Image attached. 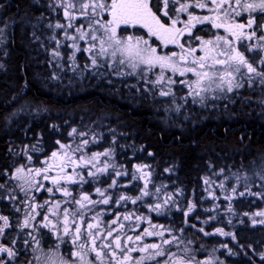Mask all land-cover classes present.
<instances>
[{
  "label": "trees",
  "instance_id": "obj_1",
  "mask_svg": "<svg viewBox=\"0 0 264 264\" xmlns=\"http://www.w3.org/2000/svg\"><path fill=\"white\" fill-rule=\"evenodd\" d=\"M38 2L0 0V28L5 31L0 39V182L5 189L9 188L8 175L16 165L11 149L17 147L20 151L29 149L27 160L31 156L29 162L37 164L53 152H67L66 158L73 155L77 159L74 145L76 141L86 139L88 144L85 146L90 145L97 150L95 153L112 148L110 163L117 166H111L103 175H88V168L79 165L75 170L83 176V180L80 176H73L75 183L64 179L63 186L71 191V196L62 194L48 199L47 192L40 194L37 202L43 207H39L36 225L41 242L51 248L59 244L64 251L74 246L71 239L63 243L54 240L50 227L41 225L46 223L43 220L45 215L51 218L46 212L47 205L57 201L64 204V209H69L71 220L72 212L79 209V205L66 201H71L73 197L78 199L80 194H84L92 201L110 197L108 204L85 202L87 207L79 209L85 213L84 221H81L85 240L86 224L91 223L97 212L102 213L105 220L119 218L125 226L124 232L130 236L141 234L146 224L137 225L133 219L125 220L124 217L146 216L147 213L151 224L156 223L164 230L171 228V234L178 235L183 241L193 242L194 251L200 247L215 249L219 263L264 264V259H261L264 255V223L255 225L250 220L254 212L264 211V179L261 178L264 176V113H245L241 105L231 107L236 113L230 112L229 118L224 115L216 121H203L192 127L189 122L181 121V125L173 121L177 118L160 119L158 115L161 114L156 113L151 95L153 93L149 91L156 88L144 75L119 76L116 70L105 66H98L99 74H92L96 70H91L87 60L80 58L81 71L77 72L78 75H72L67 69L66 78L64 73L55 78L49 55L55 41L50 40L48 35L55 32L58 36L60 30L47 29L46 33L42 21H38V25L34 21L36 27L33 29L28 25L41 11L37 8ZM62 49L63 52L70 49L67 42ZM215 106L213 110L222 109L219 104ZM20 108L16 116L15 112ZM177 116H184L187 120L191 118V114L185 116L183 112ZM175 124L182 127L174 128ZM73 129L76 131L72 134ZM94 131L95 140H90V133ZM78 133L85 135L78 136ZM34 144L37 150L30 151ZM60 144L70 147L64 150ZM92 149L88 154L93 153ZM18 158L25 161L23 156ZM67 161L64 164H68ZM135 164L148 165L146 172L151 175L140 179L135 172L128 174ZM70 166L68 164L65 175L73 174L74 166ZM117 169L127 174L116 175ZM55 170L54 167L50 169L51 172ZM134 175L137 179H133ZM240 175L251 181L248 194L256 192L257 198L239 195L242 192ZM204 177L212 179V197L203 185ZM113 178L116 184L110 186ZM237 178L238 184L233 185ZM146 180L149 195L142 196L133 204L131 199L145 190ZM222 181L225 182L223 187L219 185ZM234 186H237L238 195L228 198V189ZM97 188L105 193L104 197L99 195ZM157 188L169 194L171 206L160 204ZM5 193L4 190V196L0 195V214L11 212L16 228V207ZM121 195L131 199L120 200ZM157 203L161 208L153 210ZM192 205L195 207L188 212ZM20 208L22 210L23 205ZM240 217L242 221H239ZM257 218L264 221V215ZM77 219L79 215L75 216V222ZM69 227L74 229L70 224ZM12 228L13 225L11 231ZM218 228L227 235L218 233ZM16 233L12 231L10 238L3 240V245L19 252L16 260L23 264L26 238ZM154 239L147 237L140 242L146 244ZM161 258L162 261L167 256Z\"/></svg>",
  "mask_w": 264,
  "mask_h": 264
},
{
  "label": "snow or ice",
  "instance_id": "obj_2",
  "mask_svg": "<svg viewBox=\"0 0 264 264\" xmlns=\"http://www.w3.org/2000/svg\"><path fill=\"white\" fill-rule=\"evenodd\" d=\"M234 2L235 7H233V0H211V4L214 5V7H209L208 3L201 2V0H196L194 5L187 2H181V0H172L173 5H178V7L173 8V12L187 13L188 19L187 21H183L180 19L179 15L173 18V16L169 13V0H162L164 9L163 17H167V20H163L162 17L157 14L160 11V6L155 4L153 0H58L56 6L63 10V15L68 20V24L63 25L57 22L55 24V28H75L76 35L69 34L67 31L64 33L67 39L73 41L70 45V47L75 50L72 54L73 59L75 58V52L81 51L79 45L75 42L77 39L85 42L98 41V52H96L97 45L95 43H89V47L84 49V51L89 53L95 52V55L91 56L93 65L97 64V56H107L109 55V50L111 49L110 55L114 62H118L119 64L127 63V65L132 69H136L140 65H145L149 70L159 66L161 73L156 83L162 82L165 69L170 70L173 74L178 73L182 77L191 73L196 77V79L194 81L184 80L182 83H185L188 86L189 95L192 96L194 103L197 102V97H199L200 102H202L205 99L202 93L215 90L224 91L225 89L227 92L231 93L234 89L242 88L245 80L251 83L253 76L259 77L260 83L264 84V56L259 58L258 64L261 67L258 68L254 66V63H256L255 58H253L250 62V59L245 55V52L251 51L264 52V0H250V2L249 0H234ZM190 7L201 9L207 8L209 12H213L215 15L196 16L193 13L188 12ZM154 8L156 9L155 11ZM244 12L248 13L246 22L237 21L235 17L241 16ZM255 13H259L260 15L257 16ZM105 14L110 16L111 19H106ZM78 17L87 20V31L84 30L85 25L82 24L80 26H75L72 23V21ZM258 19L260 20L259 24L257 23ZM168 21H171V23L169 24ZM205 22H210L215 28H223L228 35H217L215 43L211 40L202 41V47L200 50L204 52V55L199 57L192 56L190 63L188 62L186 55H181L179 61L173 59V57L177 55L176 53H172L171 56L157 55L156 49L148 45V41L143 40L142 38H136V40L133 41L131 36L127 37V39H122L117 33V29L121 25L132 27L139 25L140 27L146 28L150 35L156 36L165 43H177L185 32L191 35V30L196 26V24ZM178 23L183 24V27L177 28L176 25ZM49 27H52V25H49ZM258 32L261 33L259 36H257ZM229 37H231V39H229ZM195 38L199 39V37ZM53 39H55V37H53ZM253 40H255L256 43H243L244 41L251 42ZM57 45L59 46V41H57ZM178 46L182 50L184 49L183 44H178ZM194 51L195 49H188L187 53L188 55H191ZM118 54L120 59L116 61L115 58ZM53 55L60 56V53L54 51ZM175 82L176 81L171 78L168 80L169 84ZM170 93L171 89L167 92L161 91L160 95L165 96ZM212 98L215 99V97ZM72 131L75 133L76 130L73 129ZM81 135L85 134L81 133ZM57 143H59V141H57ZM83 144L87 145L88 141H83ZM69 147L70 145L60 144L61 149ZM32 150L36 151L37 149L33 146ZM76 151H82V149L78 146ZM62 155L67 156V152ZM101 155L110 156L111 150L103 153H93L91 158L88 160H85L83 155L80 156L78 160H72L69 157L68 164L79 166V164L85 163L91 164L95 167L94 161H97ZM52 157L58 158V153L53 152ZM28 159L30 161L31 156H29ZM68 164L62 163L60 165V170L64 171ZM108 167L109 165L105 163L104 167L99 168L98 171L105 172ZM113 167L115 166L113 165ZM147 167L149 166H136V171L141 173V176L139 177L140 179L151 175L150 172L143 171ZM49 171L50 168L48 167L35 169V175L42 176L44 180L51 179L52 184L57 186L60 184L61 179H66L75 183L76 181L73 180V176H80L81 180H83V176L76 172L75 167L73 168L72 175L49 177ZM166 171H170V169H166ZM15 173V176L10 178L20 181L18 186L25 192V195H27V189L32 188L34 185L37 186V190L43 187V185L39 184V182L33 177V169L31 168H29L27 173H25L23 167H18L16 168ZM120 174L121 173L119 172L116 173V175ZM124 174L126 175L127 173ZM88 175H95V173L89 171ZM261 178L264 179V176ZM133 179H137V177L134 175ZM205 183L207 184L209 181L206 179ZM115 184L116 181L113 180L112 185L110 186H114ZM25 186H27V188ZM3 187L4 185L0 184V188ZM147 187L148 181L146 180L144 185L145 190L141 192L140 196H137L135 199H131L130 197L121 195L119 199H131V202L135 204L142 196L149 195V192L146 190ZM221 187H223V185H221ZM45 190L49 193L53 192V188H47ZM55 190L61 192L66 197L72 195L68 188L56 187ZM96 191L100 196H105V193L99 188H97ZM156 191L159 192V189L157 188ZM232 191L235 192L236 189L233 188ZM240 195L242 196L244 193L241 192ZM12 199H15V197ZM109 201L110 197H105L101 201H92L88 195H81L79 199L73 197L71 201H66V203H75L76 205H79V209H84L87 207V204H108ZM85 202H87V204ZM165 203H167V201H165ZM40 207L43 206L41 205ZM60 207V202L57 201L53 209L50 210L51 214L56 215ZM194 207V205L189 207L188 212H191ZM160 208L161 205L157 203L153 210H158ZM35 209L36 206L32 205L31 211L26 212L23 222L19 225L21 230L31 226L30 221L35 219L32 215V213L35 212ZM79 209L72 212L71 220L69 209H64L62 223L64 235H68L70 232L73 233L71 236V243L77 247V251L73 252L72 255L78 257L81 264H95L94 261L85 259L87 253L84 250L87 249V244L89 242L92 245L89 250L95 253V257L99 260V264H105V257L110 258V264H130V262H133V257L130 253L134 251H139L145 254L139 259H135L134 264H145L147 261H155V264H200V262L195 261L194 256L188 257L187 259L173 260V257L176 254L171 253L170 249L165 248L164 246L175 243L177 248H179L181 241L178 237L171 235L170 230H166L169 231L170 239L164 238L163 231H145V235H155L161 237V243L144 244L138 248H125L121 242V237L115 236L110 242H102L99 245L98 250L96 237L103 235V233L99 230L98 224L87 223V240H85V236L82 233V225L76 224L75 222L76 215H79L82 222L84 221L85 213ZM228 210L231 211V207H229ZM16 211H20V209L17 208ZM36 215H39V213H36ZM185 215H187V213H185ZM257 215H264V213H258ZM93 219H95V217H93ZM124 219L128 220L130 217L125 216ZM137 219H140V217H137ZM43 220L46 221V223H43L41 226L48 228L51 224L49 216L45 215ZM0 221H3V226H0V235H3L5 229L10 227L9 218L7 216L0 215ZM70 223L75 225L74 229L69 227ZM112 223L116 224L117 221L113 220ZM261 223H264V221H261ZM120 227L122 228L124 226L121 224ZM153 227L155 228L156 226L153 225ZM52 228L59 231L57 225L55 224H52ZM93 229H96V231H93ZM200 231H203V229H200ZM216 231L221 235H227V233H224L223 229L218 228ZM28 235H31V233H28ZM205 235H209V233H205ZM107 236H112L111 228L107 229ZM33 239L35 240V237H33ZM57 239L62 243L64 242L63 237L61 236H57ZM127 239L132 240V237H128ZM136 240H141V237L137 236ZM37 243L39 242L37 241ZM113 245H115V247H113ZM56 247L59 248V244H57ZM104 249H109V251L105 252ZM187 251L188 249L185 248V252ZM0 253H6L9 258H14L17 255L12 248L5 247L2 244H0ZM164 256H167L168 259L164 261L156 260V257ZM261 259H264V255L261 256ZM0 264H3V262H0ZM46 264H68V262L63 259L57 261L53 257H48L46 259ZM204 264H209V262L205 261Z\"/></svg>",
  "mask_w": 264,
  "mask_h": 264
},
{
  "label": "rangeland",
  "instance_id": "obj_3",
  "mask_svg": "<svg viewBox=\"0 0 264 264\" xmlns=\"http://www.w3.org/2000/svg\"><path fill=\"white\" fill-rule=\"evenodd\" d=\"M38 9L41 8V11L38 13L37 18H33V22L28 25H30V27L35 28L36 25H38V21H42V25L44 26V29L47 32V29H52L53 31H59L60 33L58 34V36H56L54 33L52 32L48 35V38L50 40H54L55 42L53 43V46L51 47V49L49 50V55L51 57V63H52V73H54V77H61V75H63L64 73V78H66V76L68 75V73H66V70L69 69L70 72H72L71 74L73 75H78L79 71H81V65H79L78 60H80V58H82L83 60H87L88 65L90 66L91 70H96L94 71L92 74L98 73L100 70L98 66H105L109 69L113 68L114 70L117 71V74L119 76H123V75H128V76H136V75H144L146 79H148V81L152 82L153 85L155 86L156 89H154V91H152L151 89L149 90L150 92H152V98L154 100V103L156 105V113L157 114H161L158 115L160 117L161 120L164 119H174L177 118L173 121H176V123H179L182 125V122H189V124L192 127H196L197 125H199V122H203V121H216L220 118H222L224 115L227 116V118L230 117V111L231 112H235L231 109V107L235 108L237 106L240 107L241 105H243L242 108H244L245 113L250 112L253 113L254 111H256V113L262 114L264 113V84L261 83V87L259 88H255L256 86H253L252 88L248 86V88L244 87V88H239V89H234L233 92L229 93L226 91V89L224 91H219V90H215V91H210L207 93H202V95L205 97V99L200 102V98L197 97L196 101L197 102H193V98L192 96L189 95V88L185 83H182V81L184 80H188V81H194L196 79L195 76H193L191 73L186 74L185 76H180L178 73L173 74L170 70L165 69L164 71V76H163V80L161 83H156L158 77L160 76L161 73V69L159 68V66L153 68V69H148L145 65H140L139 67H137L136 69H132L130 68L127 63L125 64H119L118 62H114L113 58L110 55L111 49L109 50V55L104 56V57H100L97 56V64L93 65L92 64V60H91V56L95 55L94 53H89L87 51H84V49H87L89 47V43H95L97 45L96 48V52H98L99 50V43L98 41L96 42H85L83 40H79L77 39L75 42L79 45L81 51L79 52H75V58H72V54L74 53V49L70 47V45L73 43V41L67 39L64 35L65 31H67L69 34L72 35H76L75 33V28H60L57 29L55 28V24L57 22L63 24V25H67L68 24V20L64 17L63 15V10L59 7L56 6L58 0H38ZM42 1V2H41ZM37 3V2H36ZM78 15V13H77ZM99 18V17H97ZM105 18L106 19H111L110 16H108L107 14H105ZM34 21L37 22V24L35 25ZM72 23L75 26H80V25H85L84 30L87 31V20L84 18H77L75 20L72 21ZM49 25H52V27H49ZM136 27V28H135ZM135 27H127L125 25H121L118 29H117V33L118 35L122 38V39H127V37L131 36L132 34H136V33H148L146 28L140 27L139 25L135 26ZM5 33L4 30H2V27L0 28V39H2L1 36H3V34ZM125 33H129V36H125ZM131 34V35H130ZM53 37H55V39H53ZM133 38V41L136 40V38L134 36H131ZM143 37V36H142ZM36 38L38 39V35H36ZM143 39H146L148 41V45H150L152 48L156 49L157 55H161V56H171L172 53H176L177 55L173 57L174 60L179 61V58L181 55H186L188 62H191L192 56H203L204 52L201 51V47H202V41H208L210 39L207 40H201L200 42L197 43H193L196 44L197 48H194L195 51L191 54L188 55L186 51V47L184 46V49L182 50L177 43H165L164 41H159L158 39H152V38H148V37H143ZM57 41H59V46L57 45ZM64 42H67V48H70L69 50L66 49L63 52V45ZM216 40H213V43H215ZM169 44V45H167ZM182 44V43H181ZM191 42H183V45H190ZM177 45V46H176ZM211 47V46H209ZM189 48V47H188ZM190 49V48H189ZM46 51V50H45ZM59 52L60 56H54L53 52ZM257 54L260 56H264V52H259L257 51ZM120 59L119 54L117 55V57L115 58L116 61H118ZM66 65H68L66 67ZM107 71V70H106ZM57 73V74H56ZM169 78L173 79L174 81H176L175 83L169 84L168 80ZM82 79V78H81ZM79 79V80H81ZM259 80V77H255L253 76L252 81ZM151 83V84H152ZM169 89H171V93L169 95H165L162 96L160 95L161 91H165L167 92ZM241 96V97H240ZM254 96V97H253ZM212 97H215V99H213ZM186 98V99H185ZM243 98V99H242ZM248 100H250L251 102H249ZM217 101V102H216ZM219 104V107L222 108L221 110H213L212 107H216L215 105ZM230 103V104H229ZM244 103V104H243ZM245 106V107H244ZM22 108V107H21ZM21 108L15 112V115L18 116L19 111H21ZM255 108V109H254ZM225 109V110H224ZM226 111V112H225ZM228 111V112H227ZM181 112H183V114L185 116L191 114V118L187 120V118H185L184 116H177V114H180ZM186 112V113H185ZM192 114H194V116H192ZM224 114V115H222ZM159 120V118H158ZM182 121V122H181ZM178 124L174 125V128H181L182 126ZM87 132V131H86ZM73 134V132H72ZM85 134V133H84ZM78 136H82L81 133L77 134ZM95 131L90 133V140H95ZM86 139H82L79 140L78 142L76 141V144L74 145V150L78 156V158L80 156H84L85 160H88L89 158H91V156L93 155V153H95V151L89 146H85L83 144V141H85ZM33 146L36 147V144L31 145L30 151H33ZM80 147L82 149V151H76L77 147ZM66 149V148H65ZM64 149V150H65ZM92 149V154H88L90 152V150ZM112 148L107 147L106 149H101L98 152L99 153H103L105 151H109ZM29 149L25 148L24 150L19 149V147H17L16 149H11V152L13 153L14 159H16V165L14 167V170L12 171L11 174H9V178L15 176V170L18 167H23L25 170V173H27L28 169L31 168L33 169V177L35 178L36 181L39 182V184L43 185V187L39 188V190H37V186L34 185L32 188L27 189V195H25V192L22 191L20 189V187L18 186L20 181H17L15 179H9L10 180V185L9 188L5 189L0 188V195L4 196V190L6 191L5 195L6 198L12 199L13 197H15V199L13 200V206H15L17 208L20 209V211H17L14 213V215H17L16 219V228L14 227L15 223H14V217L13 214L11 212H9L8 214H3V216H7L9 218V224L10 227L5 229L4 234L0 235V244L3 245L4 241H6L7 239L10 238L11 236V232L12 231H17L16 234H18L19 236H22L24 238H26V246L24 249V260L25 263L23 264H46V259L48 257H53L55 260L60 261L61 259H63L64 261H67L68 264H81L80 260L78 257L73 256L72 253L77 251V247L73 246L71 249H68V251H64V249H61V246L59 248H51L50 246H46L43 242H41V240L39 239L40 236L38 235V228L37 227V218L38 215H36V213H39V207H40V203H38V199L37 197L44 193L47 192V198L48 199H52V198H58L59 195H62L61 192L56 191V187H63L64 184V179H61L60 184L57 185H53L51 179L48 180H44L42 176H36L35 175V169H43V168H50L53 169V167L56 169L55 171L48 172L49 177H57V176H65V172L68 169V166L65 168L64 171L60 170V165L63 163H66L65 161H67L68 158H66L65 156H63V152H57L58 153V158H53L52 154L50 156H48L46 159L43 158L41 159L40 163L35 164L34 162H29L27 160V156H28V151ZM23 152V153H22ZM36 153V152H34ZM23 156L25 157V161L23 159H19L18 157ZM73 158V155H71V159L72 160H78ZM111 160V155L110 156H103L101 155L97 161H94L95 167H93L91 164H85V163H81L79 164L80 166H85L88 168L89 171L95 173V174H99V175H103L104 173H106L107 170H110L111 166L112 168H117V166L113 163H110ZM15 163V161H14ZM68 163V161H67ZM105 163H107L109 165V167L107 168V170L105 172H99L98 169L104 167ZM41 164V165H40ZM72 165V164H71ZM113 165L115 167H113ZM70 166V164H69ZM75 168L77 167V165H73ZM136 166L137 164H135L133 166V168H130V170L128 171L129 173L135 172L136 175L141 176L140 172L136 171ZM71 167V166H70ZM119 169V167H118ZM116 170V173L119 172L121 173V175H124V171H119ZM144 172H146V168L143 170ZM239 177V176H238ZM241 178V185H242V192H244V194H246V197L248 198V196H254V197H258V194L256 192L252 191V195L248 194L249 193V189H250V185H251V181L249 179H247L244 175H240ZM115 180V178H113ZM208 180L209 183H205V180ZM116 181V180H115ZM3 182V181H2ZM239 180L238 178L235 180V182H232L233 185L238 184ZM1 184V182H0ZM247 186H246V185ZM203 185L205 186V189L208 193V195L210 197L213 196V185H212V179L210 177H204L203 178ZM219 185H225V182L222 181L221 183H219ZM245 185V186H243ZM27 188V186H25ZM47 188H53V192L49 193L48 191H46L45 189ZM159 188V187H158ZM233 188H237V186H234ZM228 189V198H234L236 197L238 194L232 191V189ZM245 188V189H244ZM247 188V189H246ZM247 190V191H246ZM159 195L157 196L159 199V202L161 205L166 206L167 204H169L170 206L172 205L171 203V198L170 196H168L169 194L166 191H162V189H159ZM80 195H84V194H80ZM240 195V194H239ZM56 196V197H55ZM62 197V196H60ZM256 197V198H257ZM34 198V199H33ZM80 197H78L79 199ZM1 199V198H0ZM165 201H167V203H165ZM23 205V209L21 210V206ZM35 205L36 209L35 212L32 213V215L35 217L34 220L30 221V227L21 230V228L19 227V225L23 222L24 218H25V214L27 211H31V206ZM55 203L49 204L46 207V212L51 216V218L49 219L51 221V224L49 225L51 232H52V238H54V240L56 241H60L57 239V236H61L63 237V241H68L71 239V236L73 235L72 232H70L68 235H64L63 233V213L61 210H63V205L62 203H60V209L58 210V213L56 215L51 214L50 210L53 209ZM160 213H164V211H161ZM258 213H264V211L259 212L256 211L253 213V215L251 216V222L254 223L255 221V225L258 224H262L261 221H263L262 219L257 218V214ZM126 213H124L125 216ZM2 215V214H0ZM148 215L146 213V216H131L130 215V220H134V224H142L145 223L146 226H144L145 228L143 229V231L141 232V234L137 235L141 237V240L137 241L136 237L137 236H130L129 234L127 235L124 231H125V226L124 224L119 222V218H112L109 220H105L102 213H96L95 219H93V217L91 218V223L93 224H98L99 225V230L103 233V235L101 236H97L96 237V244L99 250V245L102 242H110L113 237L115 236H120L121 237V242L122 244L125 246V248H138L143 246L144 244H142L140 241H142L144 238H156L153 241L146 243V244H150V243H161V237L159 236H149V235H145V231L147 230L148 232H164V238L165 239H170L169 236V231L164 230L163 228H161L158 224L154 223V225L156 226L155 228L153 227V224H151L148 220ZM137 217H140V219H137ZM256 218V219H255ZM116 220L117 223L113 224L112 221ZM129 220V219H128ZM239 221H242L241 217L239 218ZM107 223V226H105V224ZM52 224L57 225V228L59 229V231H57L56 229L52 228ZM76 224H82L80 217L79 219H77ZM123 225L124 227H120V225ZM13 225V230L11 231V227ZM70 225L72 227H75L74 224ZM0 226H3V221H0ZM111 228L112 229V236H107V229ZM93 231H96V229H93ZM171 231V228H170ZM127 232V231H126ZM28 233H31V235H28ZM171 233H173L171 231ZM85 235V234H84ZM166 235V237H165ZM173 236H176L180 239V244H179V248H177L176 244L173 243L171 245H165V248L170 249L171 253H175L176 255L173 257V260H177V259H187L188 257H195V261L200 262V264H204L205 261H208L209 264H223V263H219L217 261V256H216V250L212 249V250H208L205 247H200L198 248V251H194L192 249L193 246V242H187V241H183L181 240V238L178 235H174L171 234ZM33 237H35V240L33 239ZM87 237V236H86ZM106 237V239H105ZM128 237H132V240H128ZM4 240V241H3ZM37 241L39 243H37ZM61 242V241H60ZM82 242V241H80ZM78 242V243H80ZM10 243V242H9ZM8 243V244H9ZM54 246H56L54 244ZM92 245L89 242L87 244V249H85L84 251L87 253L85 259L86 260H90V261H94L95 264H99V260L96 259L95 257V253L91 252L89 249H91ZM113 247H115V245H113ZM185 248L188 249L187 252H185ZM105 252H108L109 249H104ZM118 251V250H117ZM16 252V251H15ZM17 254L20 255L19 252H16ZM64 253L68 254V255H64ZM130 255L133 257V262H130V264H134V260L135 259H139L142 255H145L144 253H141L139 251H134L131 252ZM17 256V255H16ZM16 256L14 258H9L7 256L6 253H0V262H3V264H9L13 263V264H19L18 261L16 260ZM166 257V256H164ZM162 257V258H164ZM160 257H156V260H160ZM161 258V259H162ZM168 257L164 260H167ZM161 261V260H160ZM17 262V263H16ZM105 264H110V258L105 257ZM145 264H155V261H147L145 262ZM259 264V262H258Z\"/></svg>",
  "mask_w": 264,
  "mask_h": 264
},
{
  "label": "flooded vegetation",
  "instance_id": "obj_4",
  "mask_svg": "<svg viewBox=\"0 0 264 264\" xmlns=\"http://www.w3.org/2000/svg\"><path fill=\"white\" fill-rule=\"evenodd\" d=\"M153 2L155 4H158L160 6V11L157 13L158 15H160L162 17L163 20H167L168 18L167 17H163V3H162V0H153ZM181 2H187V3H190V4H195L196 3V0H181ZM201 2H205V3H208L209 4V7H214V5L211 4V0H201ZM250 2V0H249ZM174 7H178V5H173L172 3V0H169V7H168V11L169 13L173 16V18H175L177 15H179L180 19L183 20V21H187L188 19V16H187V13H175L173 12V8ZM233 7H235V2L233 0ZM156 9L154 8V11ZM239 10V9H237ZM188 12H191L193 13L194 15L196 16H214L215 13L213 12H209L207 8L205 9H201V8H196V7H190L188 9ZM255 15L259 16L260 14L259 13H255ZM248 16V13L247 12H244L242 13L241 16L239 17H235V19L239 22H246V18ZM168 23L170 24L171 21H168ZM257 23L259 24L260 23V20L258 19L257 20ZM127 27H131L132 26H127ZM177 28H182L183 27V24H177L176 25ZM136 28V27H135ZM192 34L189 35L187 32H185L181 37L180 39L177 41L179 42V44H183V42L185 43H189L191 42L190 45H184L186 47V51L184 52H187V50L190 48V49H194V48H197L196 44H193V43H197V42H200L201 40H207V39H210L211 41L215 40L216 36L217 35H220V36H227L228 34L224 31L223 28H215L212 26V24L210 22H205V23H198L196 24V26L191 30ZM261 33H257V36H259ZM131 35V34H130ZM125 36H129V33H125ZM131 36H134L135 38H142L143 37H148V38H154V39H158L156 36L154 35H150L149 33H136V34H132ZM143 36V37H142ZM195 37H199V39H196ZM229 39H231V37H229ZM143 40H146V39H143ZM159 41L162 42L161 39H158ZM147 41V40H146ZM244 44H247V43H256L255 40L249 42V41H244L243 42ZM169 45V44H167ZM177 46V45H176ZM189 47V48H188ZM245 55L250 59V62L253 60V58H255V61L256 63H254V66L255 67H261L259 64H258V60L259 58L261 57L260 55L257 54V51H251V52H245ZM249 87H253V86H256L254 87V89L256 88H259L261 87V83L259 80H256L255 81H251V83L247 82V80H245L244 82V87L248 88Z\"/></svg>",
  "mask_w": 264,
  "mask_h": 264
},
{
  "label": "bare ground",
  "instance_id": "obj_5",
  "mask_svg": "<svg viewBox=\"0 0 264 264\" xmlns=\"http://www.w3.org/2000/svg\"><path fill=\"white\" fill-rule=\"evenodd\" d=\"M14 24H15V23H14ZM229 104H230V103H229ZM243 104H244V103H243ZM242 106H243V105H242ZM244 107H245V106H244ZM242 109H244V108H242ZM254 109H255V108H254ZM247 111H248V110H247ZM225 112H226V111H225ZM227 112H228V111H227ZM230 112H231V111H230ZM242 112H243V111H242ZM231 113H232V112H231ZM235 113H236V112H235ZM237 113H239V112H237ZM222 115H224V114H222ZM234 115H235V114H234ZM242 115H243V114H242ZM242 115H241V116H242ZM244 115L246 116L247 114L244 113ZM237 116H238V115H237ZM239 117H240V116H238V118H239ZM242 119H243V118H242ZM233 122H234V121H233ZM238 122H239V121H238ZM240 125H241V124H240ZM234 127H235V126H234ZM257 130H258V129H257ZM259 131H260V130H259ZM254 139H255V138H254ZM253 141H254V140H253ZM245 185H246V184H245ZM245 185H243V186H245ZM246 186H247V185H246ZM244 189H245V188H244ZM246 189H247V188H246ZM246 191H247V190H246ZM238 225H239V224H238ZM251 225H252V224H251ZM243 227H244V226H243ZM245 228H246V227H245ZM246 229H247V228H246ZM239 231H240V230H238V232H237L238 234H240ZM250 231H251V230H250ZM244 232H245V231H244ZM246 232H247V230H246ZM246 232H245V233H246ZM248 232H249V231H248ZM249 234H250V233H249ZM246 235H247V233H246ZM238 236H240V235H238ZM241 236H242V234H241ZM244 236H245V235H244ZM248 236H249V235H248ZM239 238H240V237H239ZM201 241H202V240H200V242H201ZM240 241H241V240H240ZM238 251H239V250H238ZM237 254H238V253H237ZM236 257H238V256H236ZM228 264H230V263L228 262Z\"/></svg>",
  "mask_w": 264,
  "mask_h": 264
}]
</instances>
